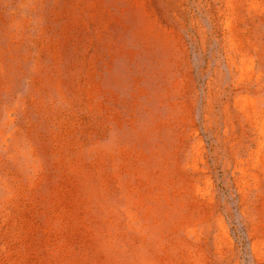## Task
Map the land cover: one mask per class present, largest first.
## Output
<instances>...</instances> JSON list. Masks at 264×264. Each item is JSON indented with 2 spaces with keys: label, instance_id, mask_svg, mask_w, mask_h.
<instances>
[{
  "label": "rangeland",
  "instance_id": "rangeland-1",
  "mask_svg": "<svg viewBox=\"0 0 264 264\" xmlns=\"http://www.w3.org/2000/svg\"><path fill=\"white\" fill-rule=\"evenodd\" d=\"M0 264H264V0H0Z\"/></svg>",
  "mask_w": 264,
  "mask_h": 264
}]
</instances>
